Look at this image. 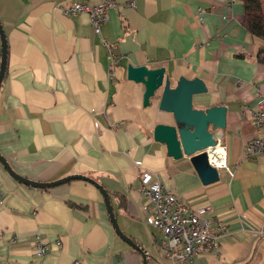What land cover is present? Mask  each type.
I'll return each instance as SVG.
<instances>
[{
    "label": "crops",
    "instance_id": "crops-1",
    "mask_svg": "<svg viewBox=\"0 0 264 264\" xmlns=\"http://www.w3.org/2000/svg\"><path fill=\"white\" fill-rule=\"evenodd\" d=\"M0 0L8 63L0 88V153L21 177L40 183L83 175L109 193L122 231L149 258L168 264L163 234L147 224L150 201L142 170L194 209L206 208L219 247L202 246L193 264H264V155L247 157L256 136L251 111L264 90V42L244 26L237 0H114L98 36L87 14H65L72 2ZM106 40L116 54L111 69ZM2 42L0 37V64ZM165 68L175 84L200 78L206 94L197 109L225 106L227 126L217 132L228 149L230 177L204 185L189 158L176 160L155 141L159 95L144 106L145 87L127 68ZM142 162V168L137 162ZM148 207V210L145 208ZM47 252L38 257L35 245ZM143 264L142 253L115 232L103 195L75 180L41 189L16 180L0 162V264Z\"/></svg>",
    "mask_w": 264,
    "mask_h": 264
},
{
    "label": "water",
    "instance_id": "water-1",
    "mask_svg": "<svg viewBox=\"0 0 264 264\" xmlns=\"http://www.w3.org/2000/svg\"><path fill=\"white\" fill-rule=\"evenodd\" d=\"M0 37L2 42L1 88L8 63L7 37L1 21ZM127 75L129 80L145 87V107L150 106L152 99L161 92L159 110L173 115L174 123L172 125L158 124L155 127V141L166 146L170 157L176 160L184 157L189 158L204 185L218 182L220 180V172L211 165L209 155L219 143L217 132L226 129L227 107L221 105L206 110L195 107L194 97L208 92L205 82L200 78L187 79L180 77L174 84L170 76L166 74L165 68L151 69L145 65H129ZM0 162L16 180L32 187L46 189L75 180L93 184L103 195L109 218L116 234L132 248L142 253L143 264L149 263L150 257L146 251L122 231L114 213L110 195L101 184L83 175H71L50 183L35 182L18 175L1 153Z\"/></svg>",
    "mask_w": 264,
    "mask_h": 264
},
{
    "label": "built area",
    "instance_id": "built-area-1",
    "mask_svg": "<svg viewBox=\"0 0 264 264\" xmlns=\"http://www.w3.org/2000/svg\"><path fill=\"white\" fill-rule=\"evenodd\" d=\"M237 0H227L231 7ZM115 8L114 0H104L97 5H89L81 2H72L60 9L67 15L77 16L87 14L95 33L102 36V27L109 21V12ZM111 69L117 65L116 54L113 47L106 40ZM256 136L245 147V156L255 157L264 155V90L259 93L256 109L251 111ZM210 163L219 172L224 170L232 178L234 171L229 166L228 149L218 143L217 147L210 152ZM142 168L143 163H136ZM142 190L150 201V214L147 224L162 232L163 249L168 264H193L194 258L200 254L202 246L212 248L219 247V239L223 236L225 228L219 226L222 234L215 235L211 232L209 213L206 208L194 209L189 207L182 199L169 192L166 187L157 180L153 173L142 170ZM148 210V207L145 208ZM256 237L264 235L263 230L254 233ZM36 255L43 257L47 248L42 242L35 245ZM69 264H83L81 261H73Z\"/></svg>",
    "mask_w": 264,
    "mask_h": 264
},
{
    "label": "trees",
    "instance_id": "trees-1",
    "mask_svg": "<svg viewBox=\"0 0 264 264\" xmlns=\"http://www.w3.org/2000/svg\"><path fill=\"white\" fill-rule=\"evenodd\" d=\"M244 6V26L247 31L264 42V0H242ZM258 61L264 64V45L257 54Z\"/></svg>",
    "mask_w": 264,
    "mask_h": 264
}]
</instances>
